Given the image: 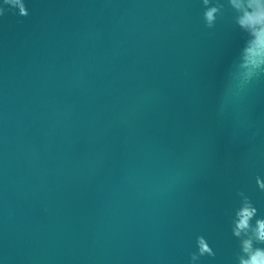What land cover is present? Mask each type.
Listing matches in <instances>:
<instances>
[{
	"label": "water",
	"instance_id": "1",
	"mask_svg": "<svg viewBox=\"0 0 264 264\" xmlns=\"http://www.w3.org/2000/svg\"><path fill=\"white\" fill-rule=\"evenodd\" d=\"M262 5L0 0V264L264 250V47L250 63L257 36L240 24Z\"/></svg>",
	"mask_w": 264,
	"mask_h": 264
},
{
	"label": "clouds",
	"instance_id": "2",
	"mask_svg": "<svg viewBox=\"0 0 264 264\" xmlns=\"http://www.w3.org/2000/svg\"><path fill=\"white\" fill-rule=\"evenodd\" d=\"M9 2H18V0H4V3L7 4ZM21 11H23V7L21 8ZM215 9L212 11H209L207 13V19L211 21L213 19L212 12H214ZM5 14V11L2 7H0V16H3ZM19 16H21L19 13H17ZM29 15V12H28ZM240 24L242 26L248 25L252 26L255 29L254 34L257 36V43L258 48L257 49H249V62L255 64L257 62V58L259 55L260 47H264V5L260 6V10L254 13H246L245 17L240 20ZM259 25V28L256 26ZM242 90L234 91L235 95H239ZM256 209L254 207H251L249 205H245L242 209L239 210L237 213L239 220L236 225L235 234L237 236L240 235L241 231L248 230L251 228L250 221L252 217L256 213ZM255 232L256 239L264 242V219L257 220L256 227L253 229ZM252 247L251 240L244 241V250L246 252H249ZM206 252H209V248L204 242L200 241V254H204ZM195 258V257H194ZM241 264H264V250H256L253 254L250 255V258L248 260H241Z\"/></svg>",
	"mask_w": 264,
	"mask_h": 264
}]
</instances>
